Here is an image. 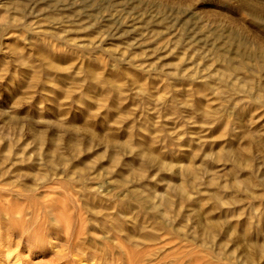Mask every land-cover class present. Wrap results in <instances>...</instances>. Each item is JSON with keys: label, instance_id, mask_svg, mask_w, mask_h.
I'll use <instances>...</instances> for the list:
<instances>
[{"label": "rangeland", "instance_id": "rangeland-1", "mask_svg": "<svg viewBox=\"0 0 264 264\" xmlns=\"http://www.w3.org/2000/svg\"><path fill=\"white\" fill-rule=\"evenodd\" d=\"M0 264H264V0H0Z\"/></svg>", "mask_w": 264, "mask_h": 264}]
</instances>
